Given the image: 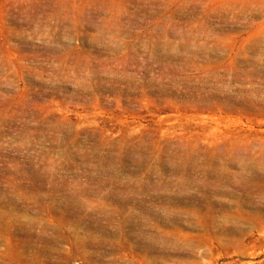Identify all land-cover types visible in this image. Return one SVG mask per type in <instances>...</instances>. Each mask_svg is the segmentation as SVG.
I'll list each match as a JSON object with an SVG mask.
<instances>
[{
    "label": "rangeland",
    "instance_id": "obj_1",
    "mask_svg": "<svg viewBox=\"0 0 264 264\" xmlns=\"http://www.w3.org/2000/svg\"><path fill=\"white\" fill-rule=\"evenodd\" d=\"M0 264H264V0H0Z\"/></svg>",
    "mask_w": 264,
    "mask_h": 264
}]
</instances>
